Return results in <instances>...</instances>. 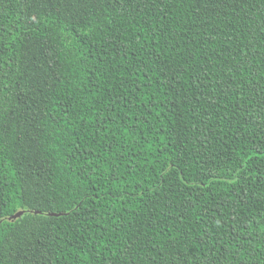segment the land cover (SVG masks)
Listing matches in <instances>:
<instances>
[{
    "label": "trees",
    "instance_id": "obj_1",
    "mask_svg": "<svg viewBox=\"0 0 264 264\" xmlns=\"http://www.w3.org/2000/svg\"><path fill=\"white\" fill-rule=\"evenodd\" d=\"M0 264H264V0H0Z\"/></svg>",
    "mask_w": 264,
    "mask_h": 264
},
{
    "label": "water",
    "instance_id": "obj_2",
    "mask_svg": "<svg viewBox=\"0 0 264 264\" xmlns=\"http://www.w3.org/2000/svg\"><path fill=\"white\" fill-rule=\"evenodd\" d=\"M25 212L24 211H18L13 216L9 217L10 220H16L17 218H20ZM49 215H60L59 213H49Z\"/></svg>",
    "mask_w": 264,
    "mask_h": 264
}]
</instances>
